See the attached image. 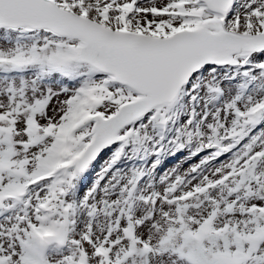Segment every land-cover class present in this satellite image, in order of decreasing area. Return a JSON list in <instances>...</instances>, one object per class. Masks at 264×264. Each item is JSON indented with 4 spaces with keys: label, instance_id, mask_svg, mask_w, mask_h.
<instances>
[{
    "label": "snow or ice",
    "instance_id": "1",
    "mask_svg": "<svg viewBox=\"0 0 264 264\" xmlns=\"http://www.w3.org/2000/svg\"><path fill=\"white\" fill-rule=\"evenodd\" d=\"M0 264H264V0H0Z\"/></svg>",
    "mask_w": 264,
    "mask_h": 264
}]
</instances>
